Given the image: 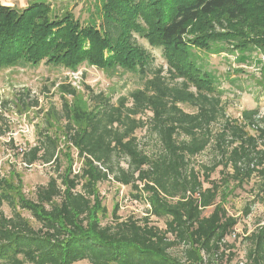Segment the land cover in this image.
<instances>
[{"label":"trees","instance_id":"1","mask_svg":"<svg viewBox=\"0 0 264 264\" xmlns=\"http://www.w3.org/2000/svg\"><path fill=\"white\" fill-rule=\"evenodd\" d=\"M101 1L102 19L95 27L81 25L71 13L50 19L44 2L22 10L0 4V67L44 62L72 70L88 62L143 80L115 103L91 92V106L83 112L63 102L65 136L81 161L77 173L68 170L38 187L34 199L16 201L5 194L7 183L0 178V206L7 202L13 210L11 218L0 214V264H231L234 245L226 238L238 218L228 214L226 203L254 178L256 192L243 216L264 203V114L255 108L229 117L220 93L210 82L201 85L209 80L200 78L186 49L207 46L218 35L214 40L264 51V20L251 19L252 39H246L243 27L234 29L247 14L241 0ZM217 11H224L233 30L204 32V42H197L200 28H192ZM190 35L188 44L184 37ZM226 35L233 38L222 39ZM136 36L164 49L168 75L152 68L154 60ZM59 89L76 96L69 84ZM138 130H145L151 147L138 140ZM5 133L0 124V137ZM44 139L31 148L29 165L57 160L54 140ZM206 150L209 162H194ZM215 172L218 179L211 178ZM105 181L130 187L134 199L148 206L146 216L121 220L115 209L112 223L103 225L97 189ZM151 217L165 228L151 226ZM241 239L245 264H264V224ZM174 248L181 249L180 257L170 253Z\"/></svg>","mask_w":264,"mask_h":264},{"label":"rangeland","instance_id":"2","mask_svg":"<svg viewBox=\"0 0 264 264\" xmlns=\"http://www.w3.org/2000/svg\"><path fill=\"white\" fill-rule=\"evenodd\" d=\"M241 1L243 3L241 7L247 14L237 21L234 29L243 27L247 34L246 39H252L248 33L251 26L249 24H252L251 19L254 17L264 20V2ZM34 2H44L50 6V19L53 17L61 19L71 13L74 19L86 27H95L102 19L101 0H0L1 5L17 10H22ZM226 18L224 11H217L202 18L200 24L192 28L193 30L200 28L197 42L201 40L204 42L201 38L204 32L222 35L227 32V28L233 30V27L228 26ZM135 38L137 43L151 54L154 60L152 68H162L165 74L169 67L164 49L150 47L144 39L138 36ZM192 38L194 37L190 35L184 37V40L190 44ZM214 38L220 37L217 35ZM214 38L213 36L210 38L207 46H198L196 44L200 43H196L188 45L186 49L188 59L202 74L200 78L209 80L206 83L202 82L201 85L211 83L220 93L226 114L231 118H239L242 111L255 108L263 115V49L255 44L240 48L235 45L237 42L234 40L225 42ZM229 38H233L232 35H226L222 39ZM142 82L143 80L136 74L124 72L116 67H98L88 62H83L72 70L44 62L37 65L0 67V115L3 120L0 124L6 131L5 135L0 137V178L7 183L5 194L14 201L20 196L34 199L35 190L45 186L51 178L58 180L59 176L68 170L73 174L79 170L81 161L76 157L65 136V121L61 110L63 102L68 104L71 111L83 112L91 106L89 102L91 92L103 93L115 103L119 97H128L130 92L141 88ZM62 84L71 85L76 90V96L69 98L61 93L59 86ZM180 107L186 112L193 111L185 105ZM74 125L77 126L78 123L74 122ZM45 136L54 140L57 160L50 164H43L39 160L29 165L27 159L31 148L40 143V140H45ZM135 136L142 144L148 143L151 147L145 130L136 131ZM211 156V152L206 150L195 158L194 162H209ZM122 164L124 165L123 161ZM211 178L218 179V173L212 174ZM257 182L258 180L254 178L242 189H237L225 205L228 214L238 218L234 234L226 238L228 244L234 245L231 251L234 253L231 264H245V243L241 237L244 233H250L264 224V203L253 204L250 214L247 217L243 216L244 208L253 200ZM97 190L104 210L100 215L103 225L112 223L111 215L115 209L121 220L128 218L140 220L146 216L148 206L134 199V191L130 187L105 181L98 184ZM210 211L208 209L204 214L207 215ZM0 214L6 218L13 215V210L7 202L1 204ZM23 216L32 220L26 212ZM149 224L160 230L165 228L164 222L154 217L150 218ZM170 253L180 257L181 249L174 248Z\"/></svg>","mask_w":264,"mask_h":264},{"label":"crops","instance_id":"3","mask_svg":"<svg viewBox=\"0 0 264 264\" xmlns=\"http://www.w3.org/2000/svg\"><path fill=\"white\" fill-rule=\"evenodd\" d=\"M66 1V0H65Z\"/></svg>","mask_w":264,"mask_h":264}]
</instances>
